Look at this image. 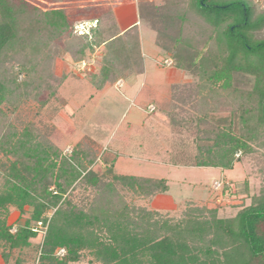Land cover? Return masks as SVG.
Here are the masks:
<instances>
[{
  "label": "trees",
  "instance_id": "trees-1",
  "mask_svg": "<svg viewBox=\"0 0 264 264\" xmlns=\"http://www.w3.org/2000/svg\"><path fill=\"white\" fill-rule=\"evenodd\" d=\"M254 5L253 0H137V17L151 26L156 45L172 60L170 67L196 78L195 116L181 121L197 134L194 149L164 162L231 169L258 149L264 161V10ZM117 11L95 15L91 10L89 20L96 24L90 45L105 50L100 79L91 86L84 82L78 91L85 105L105 83L144 71L138 27L121 29ZM78 14L0 0V115L12 97H38L51 86L53 75L36 49L48 35L71 34V19ZM3 125L0 153L10 162L0 189V240L9 247L28 245L40 230L39 255L47 264L74 263L83 252L100 264H264V186L249 204L222 216V201L240 192L238 184L222 179L212 205L186 200L177 218H163L147 205L131 206L113 182L146 199L168 191L165 178L115 173L116 154L108 150L94 156L91 144L80 140L92 139L86 134L63 154L31 123ZM99 158L106 165L101 174L92 166ZM260 169L264 172V166ZM79 185L94 189L91 198L85 196L86 207L71 198ZM26 206L23 225L8 224L10 208L22 215Z\"/></svg>",
  "mask_w": 264,
  "mask_h": 264
},
{
  "label": "rangeland",
  "instance_id": "rangeland-1",
  "mask_svg": "<svg viewBox=\"0 0 264 264\" xmlns=\"http://www.w3.org/2000/svg\"><path fill=\"white\" fill-rule=\"evenodd\" d=\"M23 1L29 3L32 9L46 10L47 8L63 7L72 9L79 14L71 19V34L67 32V35L65 31L48 35L45 39L47 42L36 49L38 54L45 56L44 69L48 74L53 75L48 79L51 86L43 87L38 97L33 96L34 98L27 99L22 96L19 99L15 96L10 99V102L3 104L0 127L3 123V127L8 124L14 127L31 123L44 139L57 145L63 154H70L80 139L76 138L81 134H86L93 139L84 136L80 140L91 144L89 148L94 152V156L103 155V151L114 152V143H111L112 138L113 141L119 142L118 145L126 141V138L130 142V147L131 145H145L144 152H148L150 148L148 156H152L154 153L160 154L159 160L163 162H168L172 157L179 159L188 154V150L194 149L197 134L195 135L193 127H189L181 121L183 119V122H186L195 116L196 78L165 66V53L160 52L156 46L155 33L147 28L148 26L151 27L147 23V27H143V24L141 33L144 52L142 57L146 66L145 73L136 76L133 81L127 78V84L122 86L120 91H115L110 86H119L117 81L122 78L111 83H105L104 87H109L96 95L87 105L84 103L85 99L81 100L84 94L78 95L81 84L88 82L87 85L91 86L90 83L96 82L101 77L102 54L105 49L103 46L92 47L90 45L93 33L92 26L96 24V21L89 20L92 14L91 10L94 11L95 15L108 9L115 13L118 4L124 0ZM152 1L155 4L165 2V0ZM253 1L256 11L264 10V0ZM79 8H82L83 14L78 11ZM110 23L111 21L108 20L107 24ZM81 32L86 33L87 36L81 35ZM262 34L263 30L259 32V36ZM172 65L173 63L170 64V66ZM20 78L21 76L18 79ZM122 90H125L126 98L121 94ZM131 103H133L135 110L140 108L143 110L144 117L141 126L139 122L137 123L138 120L133 118L131 112L128 113ZM149 105H154V109L150 112L148 111ZM129 121L132 124H129ZM119 139L124 141L121 142ZM261 150L258 149L243 156L241 161L237 162L231 169L218 167H181L177 169L169 168L167 164L161 162L145 160L138 163L136 159L131 161L129 158L126 161L122 160L123 168L117 165L116 172L123 170V173L133 175L164 177L170 186L168 193H166L167 196H172L178 200L180 198V201H209L210 205H212L210 200H213L215 194L219 192V188L212 189L209 185L214 180L219 181L224 178L225 181L238 184V191H240L235 197L222 201L219 215L229 216L233 215L240 207L249 204L251 196L258 193L260 188L264 186V172L260 169L264 166ZM9 162L10 157L0 153V189L4 181V171ZM92 166L99 174L106 168L105 163L100 158ZM113 183L119 195L131 206L147 205L150 207L149 204L154 196L159 194L156 193L151 198L143 199L138 195L126 192L117 181ZM83 186L79 185L77 189H74L71 198L86 207L85 196L91 198L94 189L89 187L86 189ZM245 189L247 193H245ZM159 200L156 202L157 205L160 203ZM219 200L218 198L217 201ZM160 205L163 206V208H159L161 217L171 216L169 218L174 219L180 215V211L186 206V204L182 206L178 204L180 206L175 207L168 202ZM168 206H171L172 209H169ZM25 209L26 211L20 215L16 209L10 208L7 218L8 224L23 225L26 218L29 217L27 206ZM47 214L50 216L51 211ZM14 229L15 227H11V232ZM38 231L40 233L30 237L28 245L25 246L9 247L8 244L0 240V264H47L46 261L43 262L40 259L39 250L43 234L42 231ZM69 264L100 263L94 261L87 252H83L79 261Z\"/></svg>",
  "mask_w": 264,
  "mask_h": 264
},
{
  "label": "crops",
  "instance_id": "crops-1",
  "mask_svg": "<svg viewBox=\"0 0 264 264\" xmlns=\"http://www.w3.org/2000/svg\"><path fill=\"white\" fill-rule=\"evenodd\" d=\"M136 2H137V0H130V1H128V2H126L125 0L124 1H122V2H120L118 5H119V8L117 9V10H119V12L117 11V13H116V15H117V19H119V21H120V27H121V29H125V28H127L129 25H131V24H136L137 25V27H138V30H139V33H140V42H141V53H142V55H144V52H143V45H142V36H141V33H142V28L143 27H147V26H143V24L141 23V21H139V19H138V17H137V12H136ZM143 26V27H142ZM148 28V27H147ZM149 29V28H148ZM157 46V45H156ZM158 49H159V47H158ZM160 52H161V50H160ZM167 58H169V57H167ZM166 58V59H167ZM144 63V62H143ZM166 66V65H165ZM166 67H170V66H166ZM145 71H146V66L144 65V71H143V73L142 74H144L145 73ZM139 75H141V74H138V75H134V76H131V77H129L128 79L130 80V81H133L134 79H136L135 77L136 76H139ZM128 79H120V80H118L119 81V86H116V87H114V86H110V88L111 89H114L115 91L117 90V91H120V89H121V87L122 86H125V84H127V80ZM117 81V82H118ZM117 85V84H116ZM109 86H106V87H104L103 89H101V90H99L98 92H96V93H94V96H93V98L92 99H94L95 98V96L96 95H98L99 93H102L103 91H105L107 88H108ZM118 87H120V88H118ZM94 92H95V90H94ZM125 98H126V96H125V90H122V93H121ZM90 101H92V100H88V102H87V104L90 102ZM86 104V105H87ZM132 105L128 108V113L129 112H131V114H132V116H133V118H136L138 121H137V123L139 122L140 123V126H141V121H142V119H143V117H144V113H143V110L140 108V109H136L135 110V108H134V106H133V103H131ZM122 116H123V114H122ZM121 120V119H120ZM120 122V121H119ZM129 124H132L131 123V121H129L128 122ZM127 127H129V126H127ZM133 134V132L131 133V135ZM84 134H81V135H79L76 139H78V138H80V137H82ZM123 139H125V138H123ZM123 139H119V140H121V142L122 141H124ZM127 139L128 138H126L125 140L126 141H124L123 143H120L119 145L117 144V143H119V142H117V140L115 141H113V138L111 139V143H114L113 144V149H115V151H114V154H116V159H115V161H114V166H113V169H114V172L115 173H117V174H128V173H123V170L121 171V172H116V170H117V165H120V167L121 168H123V165H121V162H122V160L123 161H126L127 159H131V161L133 160V159H136V161L138 162V163H140V161H145V160H147V161H156V162H161V163H164V164H167V166H169V168L170 167H174V168H181V167H185V168H187V167H195V166H181V165H173V164H169V163H166V162H163L162 160H159L160 158H158L157 156L155 157V155H156V153H154L152 156H148V154H150V148H149V151L147 152H144V149H146V146L145 145H141V146H138V145H135V146H133V145H131V147L129 146V141H127ZM142 144V143H141ZM115 145V146H114ZM130 147V148H129ZM153 156L155 157V159L153 158ZM219 168V167H218ZM129 175H133V174H129ZM139 176H145V177H154V176H150V175H139ZM155 178H160V177H155ZM164 178V177H163ZM166 179V178H165ZM167 180V179H166ZM223 180H225L224 178H223ZM216 182H218L217 180H214L209 186H211V188L213 189L214 188V185H215V183ZM168 183V182H167ZM199 184V183H198ZM169 185V184H168ZM169 188H170V186H169ZM168 191H169V189H168ZM168 191L167 192H164V193H159V194H156L155 196H154V198L152 199V201H151V203L149 204L150 205V207L152 208V209H155V208H158V209H156V210H159V211H161L159 208H163V206H161L160 204H163V203H166V202H168V203H170L171 204V206H172V204H173V206H175V207H177V206H180V205H178V204H182L184 201H186V200H182V201H180L181 199L179 198V200L178 199H175L174 197H170V196H167L166 195V193H168ZM183 197V196H182ZM181 197V198H182ZM158 199H160L159 201H160V203L157 205L156 204V202H157V200ZM171 206H168V207H170L169 209H172L171 208ZM175 207H173V208H175ZM168 209V210H169ZM177 209V208H176ZM164 211H167V210H164Z\"/></svg>",
  "mask_w": 264,
  "mask_h": 264
},
{
  "label": "built area",
  "instance_id": "built-area-1",
  "mask_svg": "<svg viewBox=\"0 0 264 264\" xmlns=\"http://www.w3.org/2000/svg\"><path fill=\"white\" fill-rule=\"evenodd\" d=\"M164 61H165L164 63H165L166 66H170V64L172 63V60L170 58H167ZM117 83H119V82H117ZM153 109H154V105H149L148 111L150 112ZM218 186H219V183H216L214 187H218ZM39 227H40V223H38V225H36L34 227V230H37ZM59 252H63V250L61 249Z\"/></svg>",
  "mask_w": 264,
  "mask_h": 264
}]
</instances>
